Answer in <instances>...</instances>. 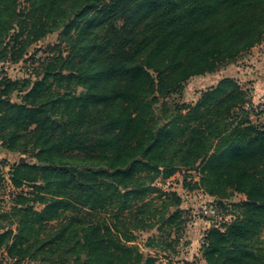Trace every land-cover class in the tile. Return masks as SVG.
I'll return each mask as SVG.
<instances>
[{
    "label": "trees",
    "instance_id": "trees-1",
    "mask_svg": "<svg viewBox=\"0 0 264 264\" xmlns=\"http://www.w3.org/2000/svg\"><path fill=\"white\" fill-rule=\"evenodd\" d=\"M56 31L59 50L35 80L0 70V146L43 164L9 167L10 184L31 190L0 208L1 254L14 263L41 254L49 264H166L130 242L163 214L148 199L159 192L154 180L184 169L199 173L195 187L225 215L228 204L237 211L205 230V262L264 264V125L252 122L249 90L224 76L194 103L157 114L189 78L264 38V0H0V62L19 61ZM163 196L174 199L164 209L179 207L175 192ZM82 209L100 217L65 215Z\"/></svg>",
    "mask_w": 264,
    "mask_h": 264
},
{
    "label": "rangeland",
    "instance_id": "rangeland-1",
    "mask_svg": "<svg viewBox=\"0 0 264 264\" xmlns=\"http://www.w3.org/2000/svg\"><path fill=\"white\" fill-rule=\"evenodd\" d=\"M59 32L47 34L42 39L34 42L32 46L28 47L26 54L17 62L4 61L0 62V70L13 79L29 77L31 80L36 79L37 72H40L41 67L39 63L57 53L59 48L54 47L58 42ZM239 66L240 69L237 67ZM224 76H233L241 84L243 88H247L250 92V99L255 111L251 113L252 122L262 126L264 125V104L260 103L261 97L264 96V38L256 43L252 48L241 54L237 59L229 63L222 64L215 72L205 73L201 75L192 76L184 82L181 95L178 93L170 94L166 98H162L165 105L160 104L157 108V114L160 109L172 110L175 106L194 103L202 90L215 84L220 78ZM260 88V97H256V102H253L252 91ZM81 88H78L80 90ZM13 101H17L15 94L11 96ZM250 108V106H247ZM259 112V113H258ZM28 162L30 164L43 165L35 159L21 152H13L3 149L0 146V208L2 210L8 209L11 204V199L16 193L23 190L30 191L27 185L19 189H15L9 182L8 170L10 165L14 163ZM4 164V165H3ZM185 179V184H184ZM199 180V173L196 170H178L169 178L162 179L157 177L153 184L159 189V192L152 193L148 199H153L151 210L158 209L163 211V214L151 217V222L156 224L153 228L144 227L143 230L135 231L136 238L130 244H135L144 254H151L155 256L158 262L166 264H207L200 262V258L196 255L198 248L201 246L205 227H200L201 222H205L201 217L194 215V212L203 205L210 203L213 198L204 193L200 188L195 187V183ZM187 184V185H186ZM191 186V188H189ZM168 192H175L180 197L179 207L174 204L163 208V201L169 203L174 201L169 197L163 195ZM163 193V195L161 194ZM160 196V197H159ZM239 198L234 197L232 200H239L243 195H238ZM161 198V199H160ZM37 208L41 205L36 204ZM176 208L179 209L178 215L172 221H166L169 214ZM234 210V209H233ZM65 215L79 216L85 220L94 221L99 216L96 212H89L87 209L81 211H66ZM162 215V216H161ZM103 216V215H102ZM147 217V214L145 215ZM63 220H56L50 222L46 226L45 236L50 235ZM165 221V222H163ZM163 222V223H161ZM208 222V221H207ZM220 220L218 223H222ZM148 224V223H147ZM208 224V223H206ZM220 225V224H219ZM160 226L161 230L157 227ZM210 226V225H209ZM203 234L201 235V233ZM44 235V233H43ZM202 237V238H201ZM201 238V239H200ZM193 249L192 255H187L183 258L184 253L188 249ZM0 250V264H49L55 259H45L42 255H35L34 259H23L20 263H14V260L9 259ZM189 252V251H188ZM3 253V252H2ZM43 256H47L44 254ZM202 256V255H201ZM47 258V257H46ZM70 264L71 261H70Z\"/></svg>",
    "mask_w": 264,
    "mask_h": 264
},
{
    "label": "built area",
    "instance_id": "built-area-1",
    "mask_svg": "<svg viewBox=\"0 0 264 264\" xmlns=\"http://www.w3.org/2000/svg\"><path fill=\"white\" fill-rule=\"evenodd\" d=\"M260 103L264 104V96L261 97ZM241 195V194H236V196ZM235 196V197H236ZM239 197V196H238ZM214 200V198L212 199ZM229 208V212L227 215H225V211L213 204L211 201L210 203L201 206L198 208L195 212L194 215H197L198 217L203 218L204 220H207L209 225H219L221 223H218L220 220H223L225 223L231 222L237 215V211L233 208L231 205H227Z\"/></svg>",
    "mask_w": 264,
    "mask_h": 264
},
{
    "label": "crops",
    "instance_id": "crops-1",
    "mask_svg": "<svg viewBox=\"0 0 264 264\" xmlns=\"http://www.w3.org/2000/svg\"><path fill=\"white\" fill-rule=\"evenodd\" d=\"M238 69H240L239 68V66L237 67ZM217 83V82H216ZM215 83V84H216ZM214 85V84H213ZM211 86V85H210ZM261 88V87H260ZM260 88L259 87H257V90H253L252 91V96H253V99H252V101L253 102H256L257 100H255V98L256 97H260ZM206 223H208L207 222V220L205 221V222H201L200 224H201V226L200 227H205L204 229H207L208 227H209V223L208 224H206ZM205 225V226H204ZM203 234V232L201 233V235ZM202 238V237H201ZM200 238V239H201ZM186 249H188L187 250V252H185L184 254V256H183V258H185L186 259V257H187V255H192L193 253H195V252H193V249H189V248H186ZM189 251V252H188ZM196 255L200 258V262L202 263V261H204V259L202 258V256H201V249H200V246H199V248H198V253H196ZM205 262V261H204Z\"/></svg>",
    "mask_w": 264,
    "mask_h": 264
}]
</instances>
